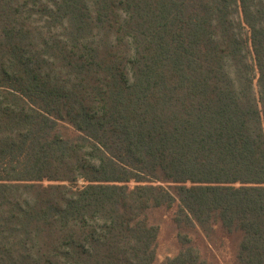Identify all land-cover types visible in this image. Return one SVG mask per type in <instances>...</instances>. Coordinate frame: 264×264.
<instances>
[{
  "label": "trees",
  "instance_id": "1",
  "mask_svg": "<svg viewBox=\"0 0 264 264\" xmlns=\"http://www.w3.org/2000/svg\"><path fill=\"white\" fill-rule=\"evenodd\" d=\"M162 207L264 264V0H0V264H153Z\"/></svg>",
  "mask_w": 264,
  "mask_h": 264
},
{
  "label": "rangeland",
  "instance_id": "2",
  "mask_svg": "<svg viewBox=\"0 0 264 264\" xmlns=\"http://www.w3.org/2000/svg\"><path fill=\"white\" fill-rule=\"evenodd\" d=\"M149 217L159 228L153 264H166L167 258L174 256L180 248L177 228L172 220V211L163 207L157 208L150 212ZM213 228L209 234L210 237L199 232L191 234L200 248L202 257L206 259L207 264H233L237 236L224 231L217 225Z\"/></svg>",
  "mask_w": 264,
  "mask_h": 264
}]
</instances>
